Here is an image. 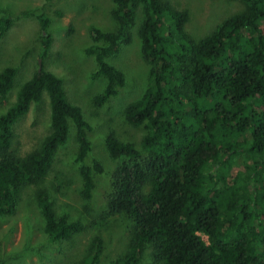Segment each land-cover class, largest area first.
Here are the masks:
<instances>
[{
	"label": "trees",
	"instance_id": "16d2710c",
	"mask_svg": "<svg viewBox=\"0 0 264 264\" xmlns=\"http://www.w3.org/2000/svg\"><path fill=\"white\" fill-rule=\"evenodd\" d=\"M113 1L118 27L93 28L87 49L98 63L95 75L107 77L95 103L104 104L126 83L108 57L132 41L140 11L142 54L152 68L146 92L125 109L131 125H147L145 151L115 134L105 137L110 155L121 159L111 173L106 215L131 222L127 250L108 264H139L146 245L154 264H264V0H241L243 11L198 38L186 29L189 12L170 0ZM35 15L47 30L50 18L43 11ZM13 22L9 15L0 18V40ZM42 37L44 60L52 39L49 33ZM17 75L14 65L0 71L1 100L8 99ZM46 94L50 131L21 153L16 124ZM71 120L80 143L82 193L91 201L94 173L103 167L98 160L85 163L92 126L67 97L60 76L43 62L0 113V215L14 213L26 189L35 186L43 231L52 244L86 228L82 220L59 214L43 185L57 149L69 138ZM103 249L96 234L74 264H104Z\"/></svg>",
	"mask_w": 264,
	"mask_h": 264
},
{
	"label": "rangeland",
	"instance_id": "374dc122",
	"mask_svg": "<svg viewBox=\"0 0 264 264\" xmlns=\"http://www.w3.org/2000/svg\"><path fill=\"white\" fill-rule=\"evenodd\" d=\"M177 9L187 10V31L195 38L203 37L226 17L243 11L241 0H170ZM113 0H0V18L12 16L14 22L0 40V71L8 65L18 67L15 86L8 99H0V113L11 105L19 86L39 69L42 33H49L52 45L43 60L44 67L64 80L67 97L79 104L92 129L87 137L91 150L85 163L98 160L103 172H95L93 199L84 198L81 162L77 160L80 143L76 127L70 121V135L55 154L53 166L43 183L51 192L54 207L59 214L82 220L86 228L70 240L52 244L43 231L44 218L36 201L35 186L23 193L16 211L0 215V259L4 264H74L83 259L92 238H103L102 261L108 264L127 250L131 237L129 222L123 216L106 215V195L111 192V173L121 162L114 159L106 146L105 137L115 134L133 142L145 151L142 140L147 134L146 123L131 125L125 116L127 105L140 99L147 90L152 64L142 54L139 27L143 20L140 11L131 29L132 41L123 43L118 53L108 60L126 75V83L118 94L98 106L95 97L107 85V77L95 75L98 63L94 54L87 53L93 44V28L111 31L118 27L113 16ZM50 18L43 30L36 13ZM17 147L27 153L37 147L50 131V107L47 94L43 103L33 105L16 124ZM139 264H154L152 248L145 246Z\"/></svg>",
	"mask_w": 264,
	"mask_h": 264
},
{
	"label": "water",
	"instance_id": "95a60500",
	"mask_svg": "<svg viewBox=\"0 0 264 264\" xmlns=\"http://www.w3.org/2000/svg\"><path fill=\"white\" fill-rule=\"evenodd\" d=\"M43 69V59L39 58V71Z\"/></svg>",
	"mask_w": 264,
	"mask_h": 264
}]
</instances>
